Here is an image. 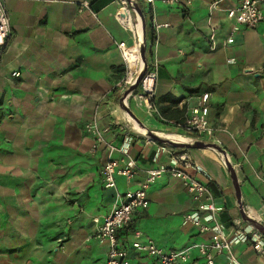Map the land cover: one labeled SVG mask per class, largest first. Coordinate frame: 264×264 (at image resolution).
<instances>
[{"label": "crops", "instance_id": "crops-1", "mask_svg": "<svg viewBox=\"0 0 264 264\" xmlns=\"http://www.w3.org/2000/svg\"><path fill=\"white\" fill-rule=\"evenodd\" d=\"M238 3L135 0L146 60L157 62V113H149L133 97L122 102L127 70L118 43L133 38L117 17L118 0H5L11 36L0 58V264H104L109 247L96 237L103 216L140 186L146 170L169 168L181 153L190 163L179 168L206 187L223 228L232 236L262 234L241 210L264 224V19L255 28L238 25L227 16ZM204 92L211 132L196 136L180 124ZM93 117L115 150L94 147L85 128ZM136 126L185 145L154 140ZM120 149L138 172L130 181L115 174L106 188L102 168L109 158L123 166ZM147 197L148 207L117 233L131 264L154 263L133 247L136 240L165 251L189 248L184 264H206L199 246L210 232L184 221L197 202L182 180L165 172ZM233 248L241 264H264L250 239ZM211 253L213 264H234Z\"/></svg>", "mask_w": 264, "mask_h": 264}, {"label": "built area", "instance_id": "built-area-1", "mask_svg": "<svg viewBox=\"0 0 264 264\" xmlns=\"http://www.w3.org/2000/svg\"><path fill=\"white\" fill-rule=\"evenodd\" d=\"M119 8L117 17L119 21L127 27L132 35L133 43L126 45L124 42L118 43L122 58L126 65V75L122 80L121 87L128 90L138 79L137 89L128 92L123 97L122 102L126 104L127 98H135L149 113H157L154 104L155 83L157 78V62L146 60V64L141 56L143 46V30L142 21L135 8V0H118ZM154 0H146L152 3ZM164 4H175L190 0H160ZM264 0H239L238 5L228 9L227 16L235 20L238 25L247 28H255L264 19V13L261 10V4ZM87 6L86 2L82 3ZM216 5V3H215ZM131 10L135 13V19L131 17ZM168 26V24H164ZM163 26V24H155V27ZM140 27V32H139ZM234 29H237L235 27ZM11 36L9 18L5 6V0H0V58L4 53L9 38ZM209 40H214V35L210 34ZM227 43L233 41V37L227 38ZM138 46L136 53V62L134 68L131 67L130 57L131 48ZM12 76L18 75V72H12ZM208 92H204L200 96V102L192 113L184 119L180 124L181 128L187 133L201 136L203 133H210L208 127ZM86 131L94 139V147L98 144H106L110 151L115 150L110 143L105 140L104 131L100 128L96 117L91 118L85 124ZM214 149V148H213ZM124 155L123 166L119 164V159L109 158L102 168V182L106 188L115 186V174L125 176L129 181L134 178L138 172L136 161L128 154L126 149H120ZM189 159L185 153L173 156L172 165L167 167L150 168L146 170L145 177L140 186L135 190H129L120 196V201L112 206V208L103 216L99 223L96 237L99 242L108 244V256L104 264H131L126 256V252L118 246L117 233L122 227L129 224L132 214L136 209H146L149 204L147 197L148 186L165 172H170L173 176L182 180L185 189L191 195V198L197 202L196 207L183 215L185 222L196 225L201 232H210V241L208 244L199 246L200 253L204 256L206 264H213L214 251L217 254H226L228 260L234 264H241L234 255V244L237 242H245L251 240L252 248L257 252H264V238L262 234L257 237H248L246 232H236L233 236L228 233L219 223L217 215L220 210L210 197L206 196V187L187 174L179 164L189 165ZM97 220V219H95ZM239 220H235L234 224L238 225ZM253 229V227H252ZM135 236H139V232H135ZM133 247L140 253H145L154 258L153 264H184L188 260L189 248L179 250L165 251L156 246L152 242L141 243L133 242Z\"/></svg>", "mask_w": 264, "mask_h": 264}, {"label": "water", "instance_id": "water-1", "mask_svg": "<svg viewBox=\"0 0 264 264\" xmlns=\"http://www.w3.org/2000/svg\"><path fill=\"white\" fill-rule=\"evenodd\" d=\"M142 19V30H143V46H142V49H141V56H142V59L144 61V64H146V57H145V22H144V19L141 17ZM137 84H138V79L136 80V82L130 86V88L128 90H126L125 94L123 97H125L128 92L134 90L136 87H137ZM146 133L148 134V136H150L151 138H153L154 140H158V141H161V142H165V143H168L172 146H178V145H185V144H180L176 141H172V140H169V139H165V138H161L159 136H157L156 134L152 133V132H147L146 130ZM195 145H199V146H203V145H207L211 148H214L216 150H218L219 152L220 149L218 148V146L216 144H213V143H209V144H204L203 142H195L194 143ZM241 213H242V216L245 220H247L249 223H251L256 229H258L262 234H264V224H260L259 222H257L255 219L249 217V216H246L245 213L241 210Z\"/></svg>", "mask_w": 264, "mask_h": 264}, {"label": "bare ground", "instance_id": "bare-ground-1", "mask_svg": "<svg viewBox=\"0 0 264 264\" xmlns=\"http://www.w3.org/2000/svg\"><path fill=\"white\" fill-rule=\"evenodd\" d=\"M138 52V46H134V47H132L131 48V57H130V62H131V67L132 68H134V65H135V62H136V53ZM135 122V121H134ZM135 124V123H134ZM136 128L139 130V131H141L142 133H146V130L144 129V128H141V127H139V126H136ZM161 135V134H160ZM166 137H168V138H171V139H174L175 138V136H173V135H165ZM176 138H180V137H178V135H177V137Z\"/></svg>", "mask_w": 264, "mask_h": 264}]
</instances>
